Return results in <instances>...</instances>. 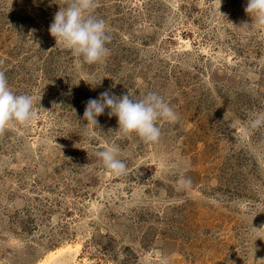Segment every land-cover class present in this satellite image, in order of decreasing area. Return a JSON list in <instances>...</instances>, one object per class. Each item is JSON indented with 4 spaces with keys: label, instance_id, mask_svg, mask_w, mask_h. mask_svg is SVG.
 Segmentation results:
<instances>
[{
    "label": "rangeland",
    "instance_id": "obj_1",
    "mask_svg": "<svg viewBox=\"0 0 264 264\" xmlns=\"http://www.w3.org/2000/svg\"><path fill=\"white\" fill-rule=\"evenodd\" d=\"M246 3L96 0L111 41L88 64L48 32L66 0H0V71L37 114L0 133V264H264V26ZM105 90L156 92L179 120L155 143L108 109L87 123ZM113 145L120 177L95 154Z\"/></svg>",
    "mask_w": 264,
    "mask_h": 264
},
{
    "label": "clouds",
    "instance_id": "obj_2",
    "mask_svg": "<svg viewBox=\"0 0 264 264\" xmlns=\"http://www.w3.org/2000/svg\"><path fill=\"white\" fill-rule=\"evenodd\" d=\"M96 0H66L65 7H59L48 32L56 44H62L75 56L93 64L101 61L108 54L106 44L111 36L106 31L105 21L93 14ZM244 11L254 16L258 25L264 26V0H247ZM34 31V30H33ZM108 109L109 117L115 116L118 128L114 132L124 135L135 133L146 143L159 141L161 130L157 126L160 119L177 122L178 114L156 92H147L142 99H135L128 94L117 96L109 90L101 92L98 98L85 102L83 120L98 126L97 117ZM37 114L33 111V98L27 94H15L9 87L7 78L0 71V133L11 123L27 126ZM262 119L252 122L256 127ZM96 156L112 175L120 177L127 173V165L118 159L119 148L115 145L98 150ZM189 180H182V186H190Z\"/></svg>",
    "mask_w": 264,
    "mask_h": 264
},
{
    "label": "bare ground",
    "instance_id": "obj_3",
    "mask_svg": "<svg viewBox=\"0 0 264 264\" xmlns=\"http://www.w3.org/2000/svg\"><path fill=\"white\" fill-rule=\"evenodd\" d=\"M72 249H65V250H59L56 251L52 254L49 255L48 259H46L45 262H43L42 264H50V263H56L55 261L58 260V258H62V255L66 254V253H71L73 251H71ZM74 250V249H73ZM75 252V251H74ZM71 255V254H70ZM60 258V259H61ZM63 260V259H62ZM61 262H58L56 264H60Z\"/></svg>",
    "mask_w": 264,
    "mask_h": 264
}]
</instances>
